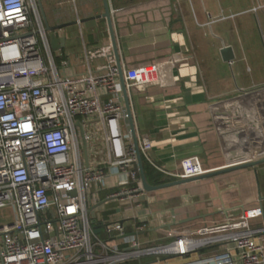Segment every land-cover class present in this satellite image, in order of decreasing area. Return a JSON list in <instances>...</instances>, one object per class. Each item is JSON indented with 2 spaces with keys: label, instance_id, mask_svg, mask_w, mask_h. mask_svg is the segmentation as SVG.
Returning a JSON list of instances; mask_svg holds the SVG:
<instances>
[{
  "label": "built area",
  "instance_id": "built-area-1",
  "mask_svg": "<svg viewBox=\"0 0 264 264\" xmlns=\"http://www.w3.org/2000/svg\"><path fill=\"white\" fill-rule=\"evenodd\" d=\"M57 57L38 0H0V210L12 217L0 225V264H142L147 257L156 259L145 264H264V228L251 226L261 207L162 245L141 242L142 219L133 234L122 221L91 219L94 184L107 188V179L123 176L106 199L136 200L137 211L146 192L111 44L84 48L80 74ZM96 59L104 64L93 70ZM122 77L125 90L160 80L155 65ZM90 121L99 126L95 136L85 130ZM137 142L142 159L162 175L182 180L206 173L187 163L170 174L152 160L150 138Z\"/></svg>",
  "mask_w": 264,
  "mask_h": 264
},
{
  "label": "crops",
  "instance_id": "crops-1",
  "mask_svg": "<svg viewBox=\"0 0 264 264\" xmlns=\"http://www.w3.org/2000/svg\"><path fill=\"white\" fill-rule=\"evenodd\" d=\"M107 1L122 74L144 65L158 68V83L126 90L136 138H150L152 160L170 174L182 173L187 163L210 174L264 160V0ZM39 3L45 18V7L59 6L55 25L76 22L55 32L65 43L52 49L57 63L68 59L72 73L83 72L84 48L111 44L106 20H91L103 14L102 0ZM84 20L88 21L80 23ZM223 47L231 48L232 61H223ZM103 64V59H96L92 69ZM98 127L90 121L85 130L95 136ZM144 162L161 184L177 180ZM121 180L120 175L107 179V188L92 186L96 204L89 209L90 217L122 221L128 234L139 221H146L140 234L145 244H167L180 233L222 224L255 207H261L263 215L251 226L264 228V163L146 192L140 199L142 211L135 209L136 200H109L98 206L119 191ZM114 204L128 207H116L114 213ZM195 216L205 218L186 228L177 224ZM173 221L175 230L165 228Z\"/></svg>",
  "mask_w": 264,
  "mask_h": 264
},
{
  "label": "water",
  "instance_id": "water-1",
  "mask_svg": "<svg viewBox=\"0 0 264 264\" xmlns=\"http://www.w3.org/2000/svg\"><path fill=\"white\" fill-rule=\"evenodd\" d=\"M102 1H103V8H104L103 14H101V15L95 17V18H91V20H93V19H105L106 20L107 25H108V31H109V37H110L112 50H113V53H114V56H115V59H116V62H117V49H116V45H115V39H114V36H113V30H112V24H111V10H110L108 1L107 0H102ZM38 3H39V0H38ZM39 6H40V9H41V12H42L45 24H46V31L50 33V44H51L52 49L56 50V49H59L60 47L61 48L64 47L65 38H58V37L55 36L54 33L58 32V31H60L62 29H65V28H67L69 26L75 25L76 22L69 23V24H63V25H58V26H53V27L49 26L48 23H47V20L45 18V15L43 13V10L41 8L40 3H39ZM85 21H88V20H84V21H82L80 23H83ZM221 55H222L223 61H225V62H230V61H232L234 59V56L232 54L231 48L223 47L222 51H221ZM117 66H118V64H117ZM119 70H120V81H121L123 95H124V105H125L127 116H128V122H129L131 136H132V143H133V146H134V149H135V152H136L139 176H140V180H141V184H142L143 190L145 192L150 193V192H154V191H158V190H162V189H166V188H170V187H176V186L184 185V184L191 183V182H194V181H199V180H203V179H207V178H212V177H215L217 175L228 173V172H231V171H234V170L254 167V166H257L259 164H263L264 163V160H260V161H257V162H252V163H249V164L237 166V167H234V168H228V169L222 170L220 172H214V173H210V174H203V175H201L199 177H195V178L176 180L174 182L161 184V185H158V186L149 185L147 180H146V177H145L142 157H141V154H140V151H139V147H138V142H137L134 126H133V122H132V119H131L129 101H128L127 93H126V90H125V85H124V81H123V77H122V72H121L120 68H119ZM77 126L82 131V127L80 126V124H77ZM83 148H84V152H85V161H86V164H87L88 161H87V154H86V146H85L84 143H83ZM108 201L109 200L104 201V202L100 203L98 206L103 205V204H105ZM203 218H205V217H203V216H195V217H191V218H187L185 220H182V221H180L177 224L183 225V224H187V223H190V222H193V221H196V220H199V219H203ZM177 224H176L175 221H173L171 224L165 226V228H170V227L175 226ZM93 233L95 235H98L100 233V230L98 228L94 227L93 228Z\"/></svg>",
  "mask_w": 264,
  "mask_h": 264
},
{
  "label": "rangeland",
  "instance_id": "rangeland-1",
  "mask_svg": "<svg viewBox=\"0 0 264 264\" xmlns=\"http://www.w3.org/2000/svg\"><path fill=\"white\" fill-rule=\"evenodd\" d=\"M59 9H60L59 6H58V9H55V10H53L51 8L48 9L47 7H45L46 19H47V22H48L49 26H57V25H55L56 22H57V17H58V15L61 16V12H60ZM89 146L91 147L92 144L90 143ZM136 203H138V202H135L134 204H136ZM116 207H118L121 210V209H125L126 207H128V205H119V204L117 205V204H114L112 206V208H110L111 211H113L115 213V211H116L115 208ZM118 208H116V209H118ZM117 212H118V210H117ZM11 221H12V217H11L10 212L7 209L0 210V225L11 223ZM193 222H195V221H193ZM193 222L187 223V224L182 225V226L186 228L188 226H191L193 224ZM175 228L176 227H172L171 230H175ZM155 259H156L155 257L143 258L142 259V264L149 263V262H151V261H153ZM127 264H138V263L137 262H133V263H127Z\"/></svg>",
  "mask_w": 264,
  "mask_h": 264
},
{
  "label": "trees",
  "instance_id": "trees-1",
  "mask_svg": "<svg viewBox=\"0 0 264 264\" xmlns=\"http://www.w3.org/2000/svg\"><path fill=\"white\" fill-rule=\"evenodd\" d=\"M142 162H143L145 177H146L148 184L152 186L160 185L161 182L159 181L158 176L156 174H153L151 170H149V168L145 165V162L143 159H142Z\"/></svg>",
  "mask_w": 264,
  "mask_h": 264
}]
</instances>
